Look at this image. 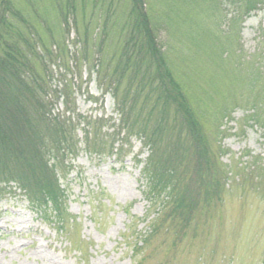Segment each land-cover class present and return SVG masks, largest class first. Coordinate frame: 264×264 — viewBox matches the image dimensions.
Segmentation results:
<instances>
[{"label":"rangeland","instance_id":"rangeland-1","mask_svg":"<svg viewBox=\"0 0 264 264\" xmlns=\"http://www.w3.org/2000/svg\"><path fill=\"white\" fill-rule=\"evenodd\" d=\"M234 1H179L177 10L169 11V1L143 0L167 63L209 107L202 121L204 133L214 152L219 151L217 161L227 176L220 201L200 208L182 229L145 200L147 182L141 168L148 152L139 138L116 137L124 143L118 159L97 156L84 146L86 126L75 125L78 152L66 159V176L60 178L67 195L64 215L58 220L36 213L19 190L8 185L0 197V264H264V181H249L242 171L264 163V129L249 122V102L255 95L264 110V81L248 90L227 67L237 56L264 66V6L246 16L237 31H229ZM128 2L13 0L53 55L52 89L60 91L65 81L71 87L72 104L64 107L62 99L54 101L53 114L85 124L100 122L103 133L120 131L112 97L88 65L78 70L76 59L86 42L93 47L91 65L102 62L99 47L95 49L98 37L118 30ZM227 37L236 54L221 49ZM106 41L100 47L110 53L111 42ZM58 46L68 54L66 67L58 60ZM136 247L141 249L132 254Z\"/></svg>","mask_w":264,"mask_h":264},{"label":"trees","instance_id":"trees-1","mask_svg":"<svg viewBox=\"0 0 264 264\" xmlns=\"http://www.w3.org/2000/svg\"><path fill=\"white\" fill-rule=\"evenodd\" d=\"M166 1L172 5L169 11H176L175 4L186 0ZM231 4L234 12L229 21L232 27L228 28L237 31L246 16L264 6V0H235ZM126 8L118 30L98 37L101 42L95 49L99 47L97 55L102 62L91 65L93 47L86 42L76 59L78 70L88 65L89 73L97 74L100 87L114 101L120 134L108 129L104 134L100 122L85 124L79 118L52 113L56 100L62 99L64 107L72 104L71 87L65 81L59 85L60 91L52 89V53L33 33L13 0H0V197L8 185H13L36 213L60 220L67 196L60 178L66 176V159L78 152L75 125L84 124L88 131L83 136L84 146L97 156L121 157L124 143L115 139L119 135L127 140L140 139L148 152L141 168L147 182L145 200L164 212L165 218L187 228L200 208L220 201L227 180L217 161L219 151L214 152L204 133L202 121L207 120L209 107L192 95L187 80L167 63L143 0H129ZM236 35L231 38L235 40ZM106 40L112 43L107 44L113 49L110 53L100 47V43H108ZM233 46L228 38L221 49L228 47L236 54ZM58 50V60L66 67L68 54L63 47L58 46ZM232 65L227 67L233 78L240 79L238 84H247L248 90L264 81V66L254 60L248 63L237 56ZM259 98L255 95L249 102L253 112L249 122L264 129ZM242 171L250 181H264V163H254ZM140 249L136 247L131 253Z\"/></svg>","mask_w":264,"mask_h":264}]
</instances>
